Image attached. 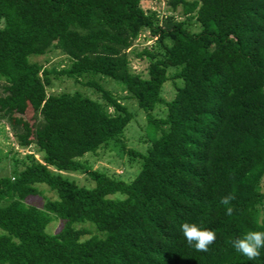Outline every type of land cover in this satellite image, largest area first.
<instances>
[{"label":"trees","instance_id":"16d2710c","mask_svg":"<svg viewBox=\"0 0 264 264\" xmlns=\"http://www.w3.org/2000/svg\"><path fill=\"white\" fill-rule=\"evenodd\" d=\"M155 2L0 0V123L21 148L42 154L13 159L14 172L0 177V264H252L231 240L264 230V0H169L162 16ZM143 36L154 42L138 46ZM53 49L68 67L30 60ZM133 57L147 61L146 73L132 70ZM94 76L121 83L145 112L147 152L121 143L141 161L131 181L81 161L122 140L134 119ZM60 77L100 101L48 94ZM168 80L170 101L162 96ZM159 107L164 117L155 116ZM22 108L33 113L31 138L12 120ZM63 172L86 174L94 187ZM37 184L58 199L28 205ZM226 195L234 197L230 216L219 203ZM52 216L65 221L54 235L46 232ZM184 222L216 233L207 252L186 244ZM76 224L96 233L84 239L90 232ZM255 264H264V250Z\"/></svg>","mask_w":264,"mask_h":264},{"label":"rangeland","instance_id":"374dc122","mask_svg":"<svg viewBox=\"0 0 264 264\" xmlns=\"http://www.w3.org/2000/svg\"><path fill=\"white\" fill-rule=\"evenodd\" d=\"M164 9L165 1L155 2L150 5L152 10L160 11ZM181 7L178 9L180 11ZM169 13L170 10H169ZM192 30H197L198 25L193 24L191 26ZM146 40L143 37L137 41V45L141 46L152 44L153 39ZM137 49V47H136ZM31 61H34L48 69L56 68L61 70L69 66V59L63 55L58 50H52L45 56L40 57H30ZM147 61L139 60L136 58H131V68L137 73H146ZM175 71L174 68L168 70L169 74ZM93 79L99 81L104 88L109 90L114 96L119 98L129 109V111L134 115L133 121L128 125L124 132V137L122 140H112L108 144L97 151L95 154L85 155L81 161L86 163L89 167L94 170L105 172L108 175L121 176L124 180L131 181L138 174L141 161L136 157H130L122 149V142L125 144L126 148L134 150L138 153H146L147 149L151 145L152 136L148 129L147 120L145 118V112L137 106L134 99H130L129 95L124 92V87L121 83L116 82L109 78H102L101 76H94ZM85 83L88 79L80 80ZM52 88L48 90V94H60V93H75L78 92L85 97H88L95 101H100V95L89 87H84L81 83H76L73 80L66 79L65 77H60L59 79H53ZM181 86L182 81H175V85ZM175 95L174 83L171 80L165 82L163 86V98L170 101ZM166 115V109L159 107L156 109L155 116L157 118L164 117ZM12 120L15 124H18L26 131V137L31 138V132L33 129V113L28 109H20L12 114ZM148 129V131H147ZM35 154L37 160H42V154L37 152L36 147L31 146L28 149L21 148L12 132L10 131L9 125L7 123H0V177L10 176L15 168H13V159L22 161L26 155ZM19 171L23 168V165L18 164ZM64 177L74 181L80 187L92 188L94 183L92 180L83 173H73V172H63ZM264 185V180H263ZM36 188L40 191L37 196H31L26 199V203L31 206L42 209L45 202L48 200H57V194L49 189L45 184H37ZM65 226V221L52 216V222L47 226L46 232L49 234L59 233ZM76 228L85 229L90 233L84 237V239L89 238L96 232L92 226L89 224H76Z\"/></svg>","mask_w":264,"mask_h":264},{"label":"clouds","instance_id":"9594fccd","mask_svg":"<svg viewBox=\"0 0 264 264\" xmlns=\"http://www.w3.org/2000/svg\"><path fill=\"white\" fill-rule=\"evenodd\" d=\"M234 199L231 195L221 197L220 205L228 206ZM233 208L228 206L225 208L226 215H232ZM181 233L186 244L196 252H207L209 246L215 241L216 233L213 230L202 228L196 223L184 222L179 225ZM231 247L240 256L247 261L255 264V261L261 256L264 250V230H248L231 240Z\"/></svg>","mask_w":264,"mask_h":264},{"label":"built area","instance_id":"2783aa9c","mask_svg":"<svg viewBox=\"0 0 264 264\" xmlns=\"http://www.w3.org/2000/svg\"><path fill=\"white\" fill-rule=\"evenodd\" d=\"M157 2H162V1H165V4H166V2L167 1H169V0H156ZM153 12H156L157 13V15L158 16H162V14H163V9H161L160 11H154V10H152ZM149 45H151V44H149Z\"/></svg>","mask_w":264,"mask_h":264}]
</instances>
